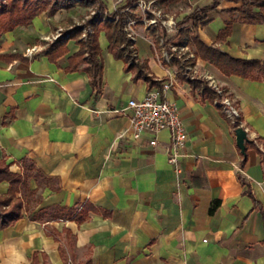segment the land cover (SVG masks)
I'll return each instance as SVG.
<instances>
[{"label":"crops","instance_id":"1","mask_svg":"<svg viewBox=\"0 0 264 264\" xmlns=\"http://www.w3.org/2000/svg\"><path fill=\"white\" fill-rule=\"evenodd\" d=\"M185 2L166 32L213 0ZM240 4L221 0L204 23L182 26L234 57L264 60V23L233 21L221 35L237 16L226 9ZM78 8L88 9L44 11L0 36V195L19 180L23 202L22 217L0 229V264H264V79L226 75L191 43V58L167 60L171 44L146 30L131 45L141 73L115 56L103 30L94 86L86 59L75 67L80 38L47 53ZM207 76L237 100L245 153L237 126L195 85H209ZM165 83L189 133L180 173L168 160L169 130L152 145L151 133L133 136L130 111L114 112Z\"/></svg>","mask_w":264,"mask_h":264},{"label":"trees","instance_id":"2","mask_svg":"<svg viewBox=\"0 0 264 264\" xmlns=\"http://www.w3.org/2000/svg\"><path fill=\"white\" fill-rule=\"evenodd\" d=\"M98 0H7L4 2L0 0V36L7 31L13 30L19 25H28L33 19L40 13L46 11L49 15H53L60 9H71L76 5H82L91 7L97 3ZM139 0H124V2L113 12L109 14L112 17H119L115 22V19L109 21L108 19L96 21L94 19L88 20V24L93 30L88 32L89 40L83 41L79 39L80 44L79 51L75 54L73 60L75 67L86 59L88 66L86 70L89 72L92 83L94 86H98L102 76V58L101 49L99 46V33L105 31L109 40L110 49L118 58H123L129 63V68L136 67L139 72L142 73L144 64L137 62V56L134 54L131 45L133 39L128 36L126 30V22L129 16L133 14L123 13L125 8L133 7ZM163 4H167L170 1L176 0H160ZM221 0H213L208 6H197L193 12L186 15L183 19L177 22L178 31L169 40H172L173 44H179L184 38L188 37L190 29L183 27L184 23H191L194 27L205 22L208 12L212 10H218V6ZM240 1V5L226 9V11L235 13L237 16L227 22L226 28L221 32V35H225L230 32L233 21H243L249 23H264V0H237ZM100 7L106 10V5L101 1ZM258 7L259 9H255ZM98 13L96 12L95 15ZM104 16V15H102ZM79 28L69 37H59L49 44L47 53L52 55V52L59 50L57 53L64 51V46L70 38H76ZM155 32V29L152 30ZM163 35H166V31L163 29ZM178 37V40L176 38ZM189 43L196 48V54L202 59L207 60L214 64L226 75H240L251 79H264V60L261 59H243L237 58L222 50L219 47L206 44L197 34L193 33L192 37H189ZM159 42V41H157ZM174 61L180 60L174 56ZM197 87H204V94L210 99L217 97L216 90L212 89L204 80H194ZM162 90L163 84L159 86ZM19 185V180H15V183L10 188L9 196L4 197L0 195V229L5 228L15 223L23 215V202L20 198L16 197V191ZM218 205L216 201L211 210H214Z\"/></svg>","mask_w":264,"mask_h":264},{"label":"built area","instance_id":"3","mask_svg":"<svg viewBox=\"0 0 264 264\" xmlns=\"http://www.w3.org/2000/svg\"><path fill=\"white\" fill-rule=\"evenodd\" d=\"M150 2L147 0H139L136 5L141 8L143 13L148 14L150 8ZM129 9V8H128ZM147 26L156 25L158 18L155 15L146 16L142 20ZM138 20L129 17L126 22V30L128 35L135 39L136 32L134 26ZM175 24L173 19H169L166 22V26L173 27ZM63 34V30H60L56 35L49 37L48 39H58ZM160 43H164V39L160 38ZM37 50L36 46L27 49V54L33 55ZM190 52L189 41L183 40L180 44H171L170 50H164L163 56L167 60H171L174 55H177L182 60L191 58L192 55H186ZM211 85L217 92L215 103L223 110V112L229 117L232 124L235 126H241V110L237 104V100L218 85L215 80L207 76ZM171 83L163 84L161 89H152L142 99L132 98L124 108L114 109L116 113H129V129L132 131L135 138H140L144 133H151L154 137L150 140L152 145L158 143L156 135L162 130H169L171 136L170 146L168 148V160L174 166L177 173L181 172L180 158L184 155V150L189 137V133L185 122L180 116V111L177 104L165 97V93L169 91Z\"/></svg>","mask_w":264,"mask_h":264},{"label":"rangeland","instance_id":"4","mask_svg":"<svg viewBox=\"0 0 264 264\" xmlns=\"http://www.w3.org/2000/svg\"><path fill=\"white\" fill-rule=\"evenodd\" d=\"M3 1L6 2L7 0H3ZM101 1L106 5L107 7L106 10H103V8L100 7L99 2ZM123 2L124 0H98L96 4L91 5V7H88V9L78 8L76 10L77 19L74 22L72 21L73 23L72 27L66 25V22H67L66 20L63 21L64 29H63V34L60 37H69L73 31L75 32L77 28H79L76 38L83 39V41L87 42L89 40L88 32H91L93 30V28L89 26L88 20L94 19L96 21L102 22V20H105V19L106 20L108 19L109 21H112L113 19H115V22H116L119 19V17L117 16L112 17V15L109 13L115 11ZM150 8L151 9L146 15L143 13L141 8L138 7L136 4L131 8L130 6L125 8L124 10H122V12L126 14L131 13L134 15L132 16V18L138 20V22L134 26L135 32L139 33L143 30H146L147 34L150 36L152 41L160 42V38H163L164 39L163 44H165L166 46L168 44H173L172 40H169V39H171L176 34L175 32L177 31L166 32V35L164 36L163 29L167 27L165 24L167 20L170 19L171 16H173L175 20H177V17L181 16V13H183L185 9H187L185 0H176L170 4H163V3H159V1H155L153 3L151 2ZM96 12L98 13L97 15H95ZM149 15H155L158 18V23L156 25H152L150 29H146L145 28L146 24L142 20L145 19L146 16L148 17ZM187 26L188 25H186V27ZM173 27H175V24H173ZM153 29H155L154 33L151 32ZM188 29H190V27H188ZM193 33L194 31L192 29L189 30L188 35H187L188 37L184 38L183 40H189V37H192ZM136 38H138V43H140V40L142 38L139 37L138 35H136ZM54 40L47 41L48 45L52 43ZM176 40H178V37L176 38ZM161 60L163 59L161 58Z\"/></svg>","mask_w":264,"mask_h":264},{"label":"water","instance_id":"5","mask_svg":"<svg viewBox=\"0 0 264 264\" xmlns=\"http://www.w3.org/2000/svg\"><path fill=\"white\" fill-rule=\"evenodd\" d=\"M236 138H237V145L241 149L243 153L246 150V141L248 140L247 131L244 127L238 126L236 127Z\"/></svg>","mask_w":264,"mask_h":264}]
</instances>
